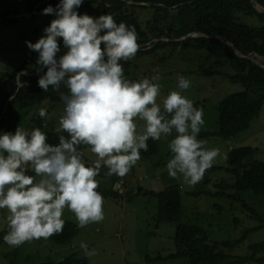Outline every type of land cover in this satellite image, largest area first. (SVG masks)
Here are the masks:
<instances>
[{
	"label": "clouds",
	"instance_id": "9594fccd",
	"mask_svg": "<svg viewBox=\"0 0 264 264\" xmlns=\"http://www.w3.org/2000/svg\"><path fill=\"white\" fill-rule=\"evenodd\" d=\"M82 2L60 0L55 8H44L42 14L56 18L36 43L25 42L39 54L38 86L45 92L51 86L60 94L64 107L56 131L68 135H60L52 145L40 128L17 127L14 134H0V209L8 213L9 230L3 239L11 247L61 233L65 208L80 228L102 221L104 198L96 190L101 168H107L106 177H124L141 150H148L149 138L175 133L166 169L171 178L179 174L190 186L199 183L220 156L218 148L207 149L197 139L203 110L191 100L170 91L161 108L158 70L140 81L124 76L123 63L139 50L135 28L117 24L108 14H78ZM58 38L67 49L59 57ZM61 85L67 92H60ZM189 87L190 80L180 77L178 88ZM38 114L45 118L47 110L39 108ZM137 121L143 122L139 131ZM80 146L96 156L89 166ZM29 169L35 177L26 175ZM80 247L88 257L98 254L83 242Z\"/></svg>",
	"mask_w": 264,
	"mask_h": 264
},
{
	"label": "rangeland",
	"instance_id": "374dc122",
	"mask_svg": "<svg viewBox=\"0 0 264 264\" xmlns=\"http://www.w3.org/2000/svg\"><path fill=\"white\" fill-rule=\"evenodd\" d=\"M24 0H4L0 2V19L3 12H11L10 19H17L14 25L0 24V85L2 76L15 70L22 62L25 69L20 73L25 76L32 75L38 65V53L30 50L26 41L36 43L44 34L43 30L55 19L54 14L44 15L42 11L34 10L32 14H25ZM48 6H44L46 8ZM36 8V7H35ZM257 9V7L255 6ZM18 9L17 15L14 11ZM93 8L77 10L78 14H88ZM148 10V9H147ZM150 13L142 10L139 14L143 22L149 18ZM32 16V17H31ZM242 22L256 27L260 25L256 18H241ZM63 44L62 38H58ZM66 52L67 49L64 47ZM165 56L161 61L158 59ZM264 65V58L252 57ZM124 76L127 79L139 76L156 74L158 70L161 85L160 96L157 102L170 91H179L191 100L194 107L203 110L204 125L197 139L207 149L218 148V156L212 167L207 169L201 181L194 186L188 185L183 178H171L168 175L166 164L171 158L168 144L174 138L162 136L157 143V152L149 158H140L136 165L119 180L111 183L109 177H96L101 189H110L117 193L123 180V195L118 199L104 197V219L91 223L86 227L77 226L75 215L65 208L62 219L74 223L78 233L69 241L57 244L49 239H34L21 246L11 247L7 243L0 245V264H40L43 262H57L71 254L82 255L87 264H188L186 258H165L176 252L174 245V223L157 221L158 203L156 199L136 195L139 188L142 192H160L169 187L178 189L181 203L179 223L192 225L203 229L209 243H231L239 241L246 231L244 239L231 248H220V251L231 257H248L251 255L250 247L254 244L264 243V195H254L251 192L236 193L234 189L226 188L225 194L220 196L219 184L232 185V176L225 170V156L230 149L250 147L253 152L244 160L246 163L258 161L264 163V104L257 117L250 122L249 128L239 133L236 137L223 140L218 136L201 137L204 132L216 133L217 105L228 95L243 91L238 83H231L225 75H234L236 69L223 60L207 58L203 50L176 48L169 53L168 48L156 51L150 55L133 57L123 63ZM184 77L190 80L187 90L178 88V80ZM49 116L47 120L54 130L58 127L59 118L63 112L61 105L44 107ZM39 109V108H38ZM38 109L15 110L13 116L23 119L17 127L27 129L30 116L38 114ZM138 131L143 126L142 121H137ZM12 129V123H10ZM30 128V127H29ZM0 134H3L0 131ZM151 139V138H149ZM82 159L85 166L95 161L96 156L86 149L82 150ZM35 177V173L33 175ZM39 179V177H36ZM7 210L0 209V232L7 229ZM85 243L89 250L95 249L97 255L88 257L80 244ZM263 259L264 253L257 256ZM146 258L157 261H147ZM258 264V263H247Z\"/></svg>",
	"mask_w": 264,
	"mask_h": 264
},
{
	"label": "trees",
	"instance_id": "16d2710c",
	"mask_svg": "<svg viewBox=\"0 0 264 264\" xmlns=\"http://www.w3.org/2000/svg\"><path fill=\"white\" fill-rule=\"evenodd\" d=\"M4 0H0L3 2ZM25 14H32L34 10L42 11L44 6L55 8L60 0H24ZM255 3L264 10V0H83L82 5L76 9H90L87 15L98 18L100 15H111L117 24L123 22L127 26L134 27L137 34L139 50L135 57L150 55L156 51L168 48L172 53L176 48L203 50L207 52V58H216L225 61L236 69L234 75H225L231 83H238L243 91L231 94L223 98L217 105L216 133L204 132L201 137L218 136L223 140L236 137L239 133L249 128L250 122L257 117L264 104V69L252 61L239 58L235 51L245 57L264 58V12L255 8ZM107 5V6H106ZM36 7V8H35ZM148 9V10H147ZM142 10L150 13L146 21L139 18ZM18 9L14 15L19 14ZM11 13V12H10ZM9 12L1 14V25H14L19 23L17 19H10ZM32 17V16H31ZM256 18L260 25L253 27L242 22L241 18ZM202 35L186 38L177 41L188 35ZM216 37L227 41L231 46L219 41ZM61 51L57 57L64 54V45L58 40ZM158 58L160 61L164 58ZM27 62H22L15 70L2 76L0 85V131L11 132L17 123L25 120L13 116L15 110H29L44 108L46 105H61L64 107L60 94L49 87L43 91L38 86L40 75L37 71H30L32 75H18L24 70ZM46 71V69L44 70ZM149 76L133 77L128 80L140 81ZM60 92H67L64 85H61ZM49 113V112H47ZM63 114V112H62ZM61 114V115H62ZM48 115V114H47ZM33 114L27 122V129L40 128L48 138V143H58L60 135L67 137L66 132H57L53 129L50 121ZM12 123V129L10 126ZM30 127V128H29ZM175 135V133H173ZM148 150H141L140 158H149L157 152V143L153 139L147 141ZM86 146H80V150ZM253 152L250 147H239L230 149L226 156L225 170L232 176V185L219 184L220 193L224 195L226 188L234 189L236 193L251 192L254 195H264V163L252 161L246 163L244 160ZM172 155V154H171ZM215 169V168H209ZM208 169V170H209ZM102 167L97 177L102 178L107 172ZM26 175L33 176L34 172L28 170ZM111 183L119 180L120 177L113 175L109 177ZM179 188L169 187L160 192H142L136 190V195L148 196L156 199L158 203L157 221L174 223V245L176 252L163 259L186 258L188 264H263V259L257 256L264 253V243L254 244L250 247L251 255L248 257H231L220 251V248H231L241 242L244 236L234 244L231 243H209L203 229L179 223L181 213ZM103 198L111 197L118 199L120 195L110 189H96ZM7 229L0 232V245L6 243L3 237ZM79 231V228L72 222L64 220L63 230L59 234L52 235L48 239L57 244L69 242ZM156 259L147 261H157ZM40 264H87L82 255L71 254L55 263L43 262Z\"/></svg>",
	"mask_w": 264,
	"mask_h": 264
},
{
	"label": "water",
	"instance_id": "95a60500",
	"mask_svg": "<svg viewBox=\"0 0 264 264\" xmlns=\"http://www.w3.org/2000/svg\"><path fill=\"white\" fill-rule=\"evenodd\" d=\"M252 1V0H251ZM255 6L257 7V10L259 12H264L263 8L260 7L258 4L255 3ZM194 36H202V35H188L186 37H182L180 39H178L177 41H182L186 38H190V37H194ZM219 41L223 42L224 44L228 45V46H231L227 41H224L223 39L219 38V37H216ZM235 54L239 57V58H244V59H247V60H250L252 61L254 64L258 65L259 67L263 68L264 69V65H262L260 62H258L257 60L255 59H251L249 57H245V56H242L240 53H238L237 51H235Z\"/></svg>",
	"mask_w": 264,
	"mask_h": 264
},
{
	"label": "built area",
	"instance_id": "2783aa9c",
	"mask_svg": "<svg viewBox=\"0 0 264 264\" xmlns=\"http://www.w3.org/2000/svg\"><path fill=\"white\" fill-rule=\"evenodd\" d=\"M119 183H120L121 187L117 190V194L118 195H123V193H124V191H123L124 182H123V180H120Z\"/></svg>",
	"mask_w": 264,
	"mask_h": 264
}]
</instances>
